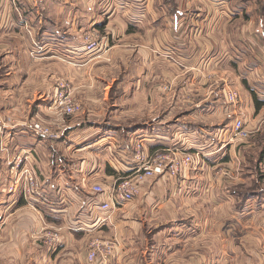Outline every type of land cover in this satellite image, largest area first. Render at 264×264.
Instances as JSON below:
<instances>
[{
    "label": "crops",
    "instance_id": "1",
    "mask_svg": "<svg viewBox=\"0 0 264 264\" xmlns=\"http://www.w3.org/2000/svg\"><path fill=\"white\" fill-rule=\"evenodd\" d=\"M168 1L0 0V264H87L93 236L117 241L110 264H264V202L239 204L224 193L264 127L250 120L254 102L243 86L264 98V0ZM92 28L114 47L86 53L83 35ZM162 62L184 66L182 79L197 86L184 92L182 107L174 94L166 115L155 95ZM105 64L113 73L101 87L93 70ZM210 70L222 73L217 86ZM65 77L85 111L103 120L67 124L49 115ZM227 82L239 102L225 99ZM119 106L138 114V124L109 120ZM39 117L61 137L34 134ZM241 117L254 124V138L229 141ZM137 147L145 158L163 151L194 161L175 176L146 179L133 201L100 212L91 186L128 174ZM25 151L51 205L26 199L9 172ZM44 228L60 229L54 251L34 238Z\"/></svg>",
    "mask_w": 264,
    "mask_h": 264
},
{
    "label": "built area",
    "instance_id": "2",
    "mask_svg": "<svg viewBox=\"0 0 264 264\" xmlns=\"http://www.w3.org/2000/svg\"><path fill=\"white\" fill-rule=\"evenodd\" d=\"M84 51L88 54H96L104 51L106 40L100 35L97 28H92L83 35ZM238 98L236 90H227L226 99L235 102ZM49 109L60 116H71L81 109L79 101L74 97L69 82L61 80L55 88V94L50 103ZM30 128L34 134L57 139L61 135L54 131L51 126L41 122L33 121ZM253 131L246 126L244 121L236 119L229 133V141H241L248 139ZM30 152H20L10 160L9 172L15 176L21 187L23 196L29 201L37 200L41 204L51 205L53 201L42 191L41 182L31 166L27 163ZM27 161V162H26ZM194 161L192 153H183L179 156L169 155L159 151L154 155L145 158L142 151L137 147L133 156V166L130 172L124 176L115 178L110 186L94 184L91 191L99 196L98 210L103 213H110L119 206L125 205L136 197L139 184L156 174L175 176L182 169ZM39 243L48 248L49 251L57 249L62 241L60 229L44 228L34 237ZM117 241L93 236L87 244L85 260L87 264H110Z\"/></svg>",
    "mask_w": 264,
    "mask_h": 264
},
{
    "label": "rangeland",
    "instance_id": "3",
    "mask_svg": "<svg viewBox=\"0 0 264 264\" xmlns=\"http://www.w3.org/2000/svg\"><path fill=\"white\" fill-rule=\"evenodd\" d=\"M167 2H169V1L167 0ZM171 3H172V1H171ZM99 32H100L101 36H103V37L105 36L103 31L99 30ZM111 45L112 44L107 42L104 51L108 50L110 47L111 48L114 47L115 44L113 46H111ZM100 51H98V53ZM160 67H161V70L159 73L160 79H159V82L156 86V87H158L157 90L159 92L156 91L155 95L159 96L158 101H156V102H159V104H160V113L166 115L168 113L169 105L173 104L172 99H173V96H175L174 94H176L174 99H175L177 107H179V106L182 107L183 104L189 102V100H190V98H187V96H186L187 94H185L184 92L189 91V88L192 86H194V87H197V86L190 84V83H188L182 79V78H184V74L182 73L184 71V66L178 64L177 67L174 66V67H176V69H177L176 70L172 65L166 64V62H162ZM237 67L238 66H236V68ZM1 68H3V67L1 66L0 69ZM94 68H96V69H94L93 71L99 70V72H100V74H98L97 77H98L99 82L102 84L101 87L105 86L109 80V77L107 79L106 76H104V74L107 72H110V71H111V74L113 73L111 66L109 64H105V65L94 66ZM129 71L130 72L136 71L135 64H132L129 66ZM242 71H243V69H242ZM5 72H6V70L3 71V73H2V69L0 70L1 74H4ZM217 72L219 73L220 76L222 75V73L219 71H213V70L209 71L210 78H211L210 83H215L216 86L218 85V83H220V80L218 79L219 75L217 74ZM263 72H264V70H263ZM215 74H217L218 77ZM65 78H64V81L69 82V84L71 85L72 90H73L72 82L69 81L68 78H66V79ZM243 83H242L243 86L245 85L244 88L247 87L248 92L250 93L251 97H252L251 92L256 94L254 92V88L250 87L246 81ZM227 84L228 85L225 86V89H226L225 90V99H226L227 90L228 89L233 90V87L230 86V83L227 82ZM219 86H220V84H219ZM250 88H252L253 90ZM175 90L177 91V93H175ZM102 91H104L103 88H102ZM73 95H74V90H73ZM256 96L259 100L264 99L263 97H260L257 94H256ZM192 99H193V97L191 98V100ZM239 99H240V94L238 93V98L235 102H239ZM252 101H253V99H252ZM118 103L121 106V102H118ZM229 103H234V102H229ZM80 106H81V109L78 113L71 115V116H63V118L67 124H69V123L70 124H77V123H81L83 121L90 122V121H96V119L97 120H100V119L103 120L104 119V115L102 117L100 116L101 118H98L99 116H96V119H95L93 117L94 114L88 113L87 111H85L83 104L81 105V103H80ZM120 106L117 107L118 111L116 113H114L112 115V117L109 116V120H113L115 122V124H118L119 126H122V127L128 126L129 124H131V125L138 124V122L140 121V119H138V117H137L138 114L131 113L130 110H128L126 112L123 111L122 113H120V111H119L121 108ZM239 107L242 108L243 105L241 104ZM136 109H137L136 107H131V110H133V111H136ZM259 110H258L259 112H257V111L255 112V107H254V111L253 110L250 111V114H251L250 120H253L256 118H260V119L264 120V107L262 106ZM49 115L51 117H53L55 114L53 112L51 113V111H50ZM132 115L134 117H131ZM232 115L235 116V113H233ZM240 119H242V117ZM41 120H42V117H39V120H35V121H41ZM41 122L52 127V124L44 122V119ZM250 125H254V124L250 123L248 126H250ZM251 127H253V126H251ZM258 127L254 133V134H256V133L258 134L257 139H255L254 141L252 140L254 138V137L252 138L253 133L251 134V136L248 139H246V141L252 140V142H250L248 145L254 146V144H255V149L248 148L250 150L243 154L244 161H242L240 163V165H234L233 166V167L236 166L234 168L235 169L234 174L231 176H228L226 179L227 182L225 183L226 191L224 193H225L226 199H233V200L237 201V203H239V204H242L243 202H246L249 200L264 202V154H263V156L261 155V153L264 152V127L261 128L260 132H258L260 130ZM54 131L58 132L59 134H61V132H63V130L56 129V128H54ZM237 142L238 141H236V143ZM244 144H246V142ZM227 171H228V169H227ZM156 175L159 176L161 174H156ZM156 175H154V176H156ZM116 178H118V177H116ZM220 179L222 180L223 178H220ZM232 196H233V198H232ZM263 259L264 258L262 257V260Z\"/></svg>",
    "mask_w": 264,
    "mask_h": 264
},
{
    "label": "trees",
    "instance_id": "4",
    "mask_svg": "<svg viewBox=\"0 0 264 264\" xmlns=\"http://www.w3.org/2000/svg\"><path fill=\"white\" fill-rule=\"evenodd\" d=\"M252 94V99L254 102V107H255V112L258 111L262 106H264V99L259 100L256 96V94H254L253 92H251ZM264 152L261 153V155L263 156Z\"/></svg>",
    "mask_w": 264,
    "mask_h": 264
}]
</instances>
